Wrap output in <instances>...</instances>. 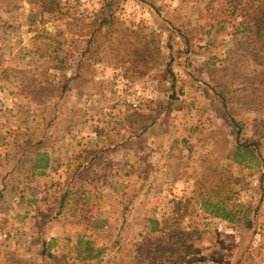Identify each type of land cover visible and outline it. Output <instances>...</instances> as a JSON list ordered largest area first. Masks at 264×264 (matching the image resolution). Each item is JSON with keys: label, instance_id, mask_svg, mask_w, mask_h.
Listing matches in <instances>:
<instances>
[{"label": "rangeland", "instance_id": "rangeland-1", "mask_svg": "<svg viewBox=\"0 0 264 264\" xmlns=\"http://www.w3.org/2000/svg\"><path fill=\"white\" fill-rule=\"evenodd\" d=\"M55 1L48 12L41 1L0 0V264H134L135 242L150 250L147 219L166 218L169 231L189 233L177 264H264V92L253 90L263 68L241 65L239 32L249 0H118L114 15L143 27L161 57L149 70L135 58L126 67L91 59L80 79L89 25L110 0ZM58 46L63 69L51 59ZM228 80L238 96L224 107L214 88ZM221 130L231 150L258 139L259 151L218 158ZM43 136L44 176L23 151ZM226 198L241 205L240 223L215 216ZM90 241L93 255L104 251L87 262L79 255Z\"/></svg>", "mask_w": 264, "mask_h": 264}, {"label": "trees", "instance_id": "trees-1", "mask_svg": "<svg viewBox=\"0 0 264 264\" xmlns=\"http://www.w3.org/2000/svg\"><path fill=\"white\" fill-rule=\"evenodd\" d=\"M40 1L43 2L45 10L48 12L53 11L52 6L58 3L55 0H29L31 5L39 3ZM118 3V0L108 1L98 10L94 20L90 23L89 27L92 28V33L86 42V46L81 52V59L76 63V70H78V73H76L75 76L79 79L82 76L79 71L85 67V63L90 64L89 61L91 59L96 61V63L108 62L109 64L116 66L126 67L127 63L131 61V58H135V61H142L143 68L147 70L152 67V62H157L160 59V46L154 39L146 35L143 27L132 28L130 26H125L121 24L118 18L114 15V7L118 5ZM256 3H258V5H256ZM248 6L253 9V13L250 14V21H245L239 30V32L246 38L245 44L247 46L246 56L245 58L242 57L243 61L241 62V65L246 63L250 66L252 63V65L263 68L260 74L254 78V82L256 83V79H258V82L253 87V90L264 92V0H249L246 7ZM29 17H31V14ZM104 28H107V31H102ZM114 33L121 34L117 43L113 42ZM139 36H142L145 41H139L136 38ZM47 39L50 40V43H45L48 46L52 45L53 42H56L55 39H57V37L50 36ZM76 42L80 43L79 41ZM57 44L60 45V43ZM74 46H77V44L74 43ZM59 50L60 46L54 50V54L56 55L52 56L51 59L53 61H58L60 64L59 68L63 69L65 59L57 56ZM87 58L88 61L86 62ZM132 64L135 63L133 62ZM229 67L233 69V65H230ZM227 70L228 69H223L221 72L224 73ZM130 71L131 69H126V74H129ZM132 72L133 75L137 74V71ZM238 72L239 71H237L236 76L232 79V83L241 78ZM146 73L147 72L144 71L143 73H140V75L143 76ZM160 75L165 78L168 75L173 76L170 66L167 65L165 70H160ZM216 84L217 87L214 88L216 96L224 107H229L230 104H233L232 102L235 101V96L238 95L233 94L232 85L229 80L224 82L219 81ZM43 89H46V91L48 90V88L45 87ZM249 89L250 87L248 86L243 91L247 94V92L250 91ZM246 94L243 98L251 95ZM262 95H264V93ZM241 99L242 97L237 100L239 101ZM40 102L45 103V101ZM248 102L252 103L250 100ZM44 140L45 136L38 141L29 140L23 145V151H27V153H30V158H34L35 162L32 165L33 174L42 176L46 175V170L52 166L51 154L46 150L42 151V149H40L45 144ZM228 143L227 133L224 130L219 131L215 137V152L217 153L218 158L231 160L240 157L241 159H246L245 157H247V155L255 156V152L259 151L260 146V141L258 139L252 142L245 141L243 143H237L235 150H231ZM259 159L262 160V166L264 168V159H262L261 156H259ZM213 190L214 189H211L209 191L213 192ZM211 192H209L210 195ZM69 193L70 192L68 191L65 195H69ZM230 204L232 208L228 209ZM213 207L216 217H221L232 223H240L242 220L239 217L240 209H236L240 208L241 205L233 204L229 198L216 201L213 204ZM168 220L169 219L167 218L163 220L147 219V224L151 225V229L144 239L148 238L150 240V250L147 251V247L144 243L138 241L135 242L134 246L130 249V255L132 256V262L134 261V264H144L148 260L154 261L153 264H163V257L165 256L173 258V260L175 259V263L177 264L190 253V250L185 247V243H179L181 242V239H183L184 236L189 235V233L179 230L169 231L167 226ZM245 225L248 228L252 227V221L247 219ZM166 231L169 234H166ZM175 234L179 236L176 237ZM92 244L91 241L87 242V247L84 253L85 255L83 256L82 253L79 255L81 260L91 262L102 254L104 250L100 249L95 255H93L96 249Z\"/></svg>", "mask_w": 264, "mask_h": 264}]
</instances>
